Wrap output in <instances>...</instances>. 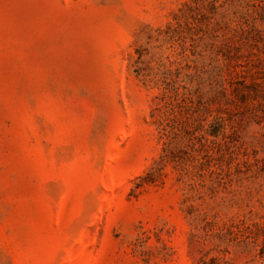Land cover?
Masks as SVG:
<instances>
[{
	"label": "rangeland",
	"instance_id": "rangeland-1",
	"mask_svg": "<svg viewBox=\"0 0 264 264\" xmlns=\"http://www.w3.org/2000/svg\"><path fill=\"white\" fill-rule=\"evenodd\" d=\"M0 264H264V0H0Z\"/></svg>",
	"mask_w": 264,
	"mask_h": 264
}]
</instances>
